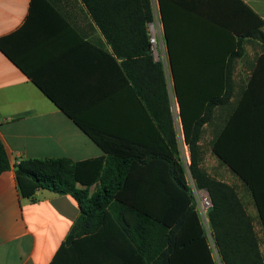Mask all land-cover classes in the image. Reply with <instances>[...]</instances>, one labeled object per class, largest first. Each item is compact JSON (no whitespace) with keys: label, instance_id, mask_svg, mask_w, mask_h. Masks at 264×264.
<instances>
[{"label":"crops","instance_id":"1","mask_svg":"<svg viewBox=\"0 0 264 264\" xmlns=\"http://www.w3.org/2000/svg\"><path fill=\"white\" fill-rule=\"evenodd\" d=\"M151 6L160 38H164L160 0H151ZM164 9L172 18L177 68L193 87L191 91L208 93L210 80H219L216 92L231 91L229 102L217 106L212 120L203 126L204 160L210 157L218 165L214 141L221 143L228 156L246 160L258 200L264 202V49L257 50L261 42L244 35L257 19L264 31V0H206L200 4L168 0ZM111 13L119 15L112 25L122 33L118 45H141L137 36L142 29L140 19L124 15L141 16L142 8ZM129 31L136 35L127 36ZM0 38L24 66L0 48V137L10 160L9 168L0 174V264H126V240L122 236L112 239L107 232L102 242H90L85 251L57 256L80 213L79 204L71 194L46 188L23 196L15 163L28 158L82 161L106 155L56 101L109 139L162 144L163 133L148 106V98L152 106L158 103L156 61L163 63L178 141H183L190 161L183 128L180 124L177 130L172 107L170 81L173 88L174 81L168 51L166 62L154 55L151 62L143 56L117 55L83 0H0ZM241 38L244 51L231 59L230 86L222 87L228 77L227 50L238 51ZM196 80L198 87L193 85ZM98 185L90 188L96 190ZM246 189L249 202L239 194L260 236L264 227L257 200L250 187Z\"/></svg>","mask_w":264,"mask_h":264},{"label":"trees","instance_id":"2","mask_svg":"<svg viewBox=\"0 0 264 264\" xmlns=\"http://www.w3.org/2000/svg\"><path fill=\"white\" fill-rule=\"evenodd\" d=\"M204 1L206 0H187V3L200 4ZM83 2L107 39L112 42L117 55L128 58L138 55L152 61L148 29V24L154 20L151 0ZM167 2L168 0H160L161 19L185 143L190 153L189 170L196 186L206 189L210 194L212 206L208 209V219L221 262L264 264V252L253 217L247 211L237 187L215 177L203 165L204 156L200 144L203 126L212 120L217 106L229 102L231 91L216 92L214 86L219 80L209 81L211 90L208 93L191 91L193 87L188 85L187 78L177 68L172 18L164 9ZM134 7L142 8L141 16H124L128 19H140L142 29L137 32V36L141 37V45L123 48L118 45L122 33L112 27L119 15L111 12ZM129 12L131 11L128 10ZM262 25V21L257 19L256 24L244 35L259 40L264 48ZM126 33L131 37L136 35L135 31ZM240 40L237 44L238 51L230 48L227 50L228 77L222 87L230 86L231 59L244 51L242 38ZM0 48L21 65L8 52L4 38H0ZM153 67L159 72L158 103L152 106L148 98V106L163 133L162 144L156 146L153 143L135 144L109 139L104 132L85 124L55 100L103 148L106 155L82 161L69 158H28L15 163L17 182L23 196L31 197L39 189L46 188L60 194H71L79 204L80 213L57 256L75 250L85 251L90 242H102L103 234L107 232L112 239L122 236L126 240V264H217L193 202L181 160L164 66L161 61H156ZM133 81L137 84L135 79ZM193 85L198 87V81H194ZM225 130H228V126ZM212 146L220 161L250 187L256 197L255 204L264 227V202L258 200V192L247 172V161L228 156L230 154L223 150L220 142L214 141ZM9 166V154L0 137V174ZM96 182L99 185L91 192L90 186ZM78 183L85 187L78 186ZM76 264L81 263L76 261Z\"/></svg>","mask_w":264,"mask_h":264},{"label":"rangeland","instance_id":"3","mask_svg":"<svg viewBox=\"0 0 264 264\" xmlns=\"http://www.w3.org/2000/svg\"><path fill=\"white\" fill-rule=\"evenodd\" d=\"M160 32H159V50H160V54H161V57L163 60H167V47L165 45V40L164 38H160ZM252 47H255V45H253ZM257 50H260V49H264L261 46H257L256 47ZM170 93H171V100H172V107H173V110H174V114H175V118H176V126H177V130L179 131V126H180V117H179V112H178V106H177V102H176V94L174 93V88L172 86V83L170 81ZM178 138H180L179 134H178ZM179 144H180V152H181V160H182V163L185 167V171H186V175L188 177V183H189V186H190V191H191V194H192V197H193V202L195 204V206H199L200 208V202H201V199H202V193L200 192L199 189H197L194 181L192 180L191 178V175H190V170H189V163L186 161V156L184 154V150L182 148L183 146V141H181L179 139ZM189 151V148L187 149V152ZM188 154L190 155V153L188 152ZM222 162L219 160V163L218 165L216 166V161L212 160L210 157L206 158L203 162L204 164V167L206 169H209L211 170V174L212 175H219L222 179H225V180H228V181H231L233 183H236L238 189H239V193L241 194V196L243 197V200L245 202H249V196H248V192H247V187L245 184H242L238 183V178L230 171V169L225 165V164H221ZM214 175V176H215ZM216 177V176H215ZM90 191L93 192L95 191L94 189H91L90 188ZM202 221L204 223V226H205V230H206V234L208 235L209 237V241H210V244H211V247H212V251H213V255H214V259L215 261L217 262V264H222L221 262V257L214 245V240L212 239V236H211V231H210V227L208 226V223L206 221V218L202 215ZM261 226V224H259ZM260 232V243H261V249L262 251L264 252V229L263 230H259Z\"/></svg>","mask_w":264,"mask_h":264},{"label":"built area","instance_id":"4","mask_svg":"<svg viewBox=\"0 0 264 264\" xmlns=\"http://www.w3.org/2000/svg\"><path fill=\"white\" fill-rule=\"evenodd\" d=\"M148 29H149V35H150L149 37H150V42L152 45L153 55L157 59L161 60L162 57H161L160 50H159V27H158L157 23L155 22V20H153L149 23ZM178 112H179V107H178ZM179 117H180V115H179ZM180 124H181V119H180ZM181 126H182V124H181ZM186 161L190 164V161H189L187 156H186ZM191 178H192V176H191ZM187 179H188V177H187ZM192 180L194 181L193 178H192ZM197 189H199V188L197 187ZM199 190L202 193V196H201L202 199L200 202V208H199V206L198 207L196 206V209L199 213L201 221H202V215H203L206 218L208 226L210 227L209 219H208V209L210 208V206H212V200H211L209 192L206 189H199ZM202 223H203V221H202ZM203 225H204V223H203ZM204 228H205V226H204ZM210 231H211V229H210Z\"/></svg>","mask_w":264,"mask_h":264}]
</instances>
